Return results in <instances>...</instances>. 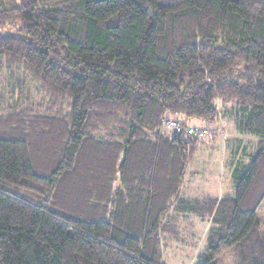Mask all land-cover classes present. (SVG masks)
<instances>
[{
  "label": "trees",
  "instance_id": "1",
  "mask_svg": "<svg viewBox=\"0 0 264 264\" xmlns=\"http://www.w3.org/2000/svg\"><path fill=\"white\" fill-rule=\"evenodd\" d=\"M6 25L0 264H160L189 216L198 264H264V0H0ZM223 137L233 196L194 198Z\"/></svg>",
  "mask_w": 264,
  "mask_h": 264
},
{
  "label": "crops",
  "instance_id": "2",
  "mask_svg": "<svg viewBox=\"0 0 264 264\" xmlns=\"http://www.w3.org/2000/svg\"><path fill=\"white\" fill-rule=\"evenodd\" d=\"M222 140L219 141L218 150H220L221 154L224 155V153L226 152L225 151L226 150V138L223 137ZM208 167L209 166L207 167L200 166L199 170L197 169L194 172V173H198L196 174L197 178H195L194 181L191 180L190 178V185L186 183L188 188H190L191 190L190 192L192 196L198 199L210 198V199H214L217 201H220L221 199L226 198V197L233 196V183L231 179V172L233 171V168L223 165V163L221 162L219 165L215 167L213 166L214 168L212 171L208 170ZM263 206H264V200L261 203L259 209L257 210V213L263 209ZM257 213L256 215H258V218L259 216L261 217V215H263V214H260V213L257 214ZM262 223L259 224L260 226L259 230L261 231V233H263ZM183 225H184V229L185 227L189 229H191L192 227L193 230H198L195 233L197 235H199L200 233L198 237L200 238L199 242L201 245L199 248H192L194 249L192 255L188 257L182 256V259L184 261L185 260L188 261L187 263H184V264H198L199 263L198 255L200 254L201 251H203V245H204L205 237H206L210 223L207 224L206 226L205 223L202 222L199 218H193L192 216H189ZM193 230L190 233H187L192 239L194 238L193 236L194 234L192 233ZM184 234H186V232L181 233V235L179 236V241H177L176 243H171L170 246L163 248L164 256L171 257L175 254L177 255L186 254L184 251L189 248H174L173 247L174 244L176 246L181 245V241H182L181 236ZM219 258L217 259V261L219 260Z\"/></svg>",
  "mask_w": 264,
  "mask_h": 264
},
{
  "label": "rangeland",
  "instance_id": "3",
  "mask_svg": "<svg viewBox=\"0 0 264 264\" xmlns=\"http://www.w3.org/2000/svg\"><path fill=\"white\" fill-rule=\"evenodd\" d=\"M13 31V28L10 26V25H6L4 27H0V36L5 34V33H10ZM3 79V78H2ZM2 88V87H1ZM14 94H16V91H14ZM6 97H8L10 99V96H6L4 95V99H6ZM15 97V96H14ZM187 125L191 126V127H195V128H202L204 127L203 125V122H200L196 119H187L186 121ZM220 130L219 132L221 131V133L224 132V130L227 128L226 126V123L223 121H221L220 123ZM251 140H255L256 139L253 137H249L247 136V141H251ZM254 143V141H252ZM208 143V142H207ZM202 150H201V154L198 158V161H206L207 163H201V165H204V166H209L208 167V170L212 171L213 168L217 165L220 164V161H221V152L220 150H209L207 148V144H204L202 145ZM253 150H254V147H252L251 145L249 147H247V151L249 153H253ZM227 153V152H226ZM225 154V153H224ZM208 155H211V157L209 158L208 160ZM204 158V160H202ZM195 165L197 166H200L199 163H195ZM214 166V167H213ZM197 168V167H196ZM207 171V170H206ZM208 172V171H207ZM263 214L261 215V217L259 216V224L262 223V232L260 231L261 234L264 235V206H263V209L260 210L257 214ZM205 225L207 226V224H209V222L206 220V222H204ZM191 229L193 230V228L191 227ZM189 229V228H186L182 230V232H186V234L182 235L181 236V245H173L174 248H189L187 250H185L184 252L187 254H181V255H173V256H164L163 254V257H162V260L160 261V264H184V263H187L188 261H184L182 259V256L184 257H188V256H191L194 249L192 248H199L200 247V242H199V235H197L195 232L198 231V230H193V236L194 238L192 239L187 233H190L192 230ZM217 263H220V264H239V261H238V257H237V254H236V249L235 248H232V249H228L227 251H225L224 253H222L220 255V258L218 261H216Z\"/></svg>",
  "mask_w": 264,
  "mask_h": 264
},
{
  "label": "built area",
  "instance_id": "4",
  "mask_svg": "<svg viewBox=\"0 0 264 264\" xmlns=\"http://www.w3.org/2000/svg\"><path fill=\"white\" fill-rule=\"evenodd\" d=\"M169 126L176 131H185L189 136H198V137H205L208 132H206L205 130H199V129H194V128H188V127H184L182 128L179 124V122H170Z\"/></svg>",
  "mask_w": 264,
  "mask_h": 264
}]
</instances>
